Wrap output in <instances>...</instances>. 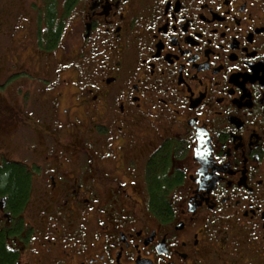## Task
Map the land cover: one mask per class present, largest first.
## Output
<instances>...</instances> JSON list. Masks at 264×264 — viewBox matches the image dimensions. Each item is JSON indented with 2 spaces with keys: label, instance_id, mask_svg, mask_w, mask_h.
Segmentation results:
<instances>
[{
  "label": "flooded vegetation",
  "instance_id": "af4514ba",
  "mask_svg": "<svg viewBox=\"0 0 264 264\" xmlns=\"http://www.w3.org/2000/svg\"><path fill=\"white\" fill-rule=\"evenodd\" d=\"M8 169L0 264H264V0H0Z\"/></svg>",
  "mask_w": 264,
  "mask_h": 264
},
{
  "label": "trees",
  "instance_id": "16d2710c",
  "mask_svg": "<svg viewBox=\"0 0 264 264\" xmlns=\"http://www.w3.org/2000/svg\"><path fill=\"white\" fill-rule=\"evenodd\" d=\"M1 174L2 176L4 177V183H0L1 185L5 186L6 184L7 187H3L1 188L0 186V189L2 190H5L7 188V190H9L10 193H13V195L16 197V200H14V202H20L18 201L19 198H21V196H24V192L23 194L21 193V196H20V189H21V186H26V178L24 176L23 173L17 171V170H13L11 171V169H8V170H1ZM10 178V179H9ZM10 182V183H9ZM14 197V198H15Z\"/></svg>",
  "mask_w": 264,
  "mask_h": 264
},
{
  "label": "rangeland",
  "instance_id": "374dc122",
  "mask_svg": "<svg viewBox=\"0 0 264 264\" xmlns=\"http://www.w3.org/2000/svg\"><path fill=\"white\" fill-rule=\"evenodd\" d=\"M10 179V178H9ZM10 183V182H9Z\"/></svg>",
  "mask_w": 264,
  "mask_h": 264
}]
</instances>
